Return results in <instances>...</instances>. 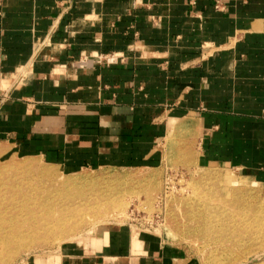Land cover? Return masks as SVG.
I'll use <instances>...</instances> for the list:
<instances>
[{
	"label": "crops",
	"instance_id": "0c3cea01",
	"mask_svg": "<svg viewBox=\"0 0 264 264\" xmlns=\"http://www.w3.org/2000/svg\"><path fill=\"white\" fill-rule=\"evenodd\" d=\"M183 121L203 163L264 185V0H0V146L71 173L156 167ZM59 254L194 264L124 226Z\"/></svg>",
	"mask_w": 264,
	"mask_h": 264
},
{
	"label": "rangeland",
	"instance_id": "374dc122",
	"mask_svg": "<svg viewBox=\"0 0 264 264\" xmlns=\"http://www.w3.org/2000/svg\"><path fill=\"white\" fill-rule=\"evenodd\" d=\"M191 129L160 145L162 161L156 167L86 168L71 173L48 157L1 145L0 199L3 197L5 207L0 200V228L5 227L15 237L10 238L14 244L6 246L5 231L1 232L0 264H54L55 259H61L62 247L83 237L101 235L113 226L129 227L137 236H154L181 246L194 264H264V185L238 168L203 163L199 158L198 132ZM242 176L249 178L251 186L231 185V181ZM22 201L29 208L25 209ZM17 206L31 212L9 213L8 209L16 210ZM66 209L71 213L65 215ZM72 210H83L86 219L78 221L80 216ZM10 214L21 216L14 220L19 223L16 225L21 236H17L18 230L8 228ZM42 218L46 222L54 218L55 228L33 229L35 222L42 223ZM20 240L22 244L18 246Z\"/></svg>",
	"mask_w": 264,
	"mask_h": 264
},
{
	"label": "bare ground",
	"instance_id": "6f19581e",
	"mask_svg": "<svg viewBox=\"0 0 264 264\" xmlns=\"http://www.w3.org/2000/svg\"><path fill=\"white\" fill-rule=\"evenodd\" d=\"M194 125L190 122V121H183V122H181L178 126H177V128H178V130H183V131H185V130H188L189 128L191 129L192 127H193ZM172 131H174V129L172 130ZM171 135V134H170ZM169 136V135H168ZM169 139H171L170 141L172 142L173 140H172V138L170 137V138H168V140ZM170 142V143H171ZM43 170V169H42ZM212 170H214V169H212ZM215 171V170H214ZM213 171V172H214ZM18 172V171H17ZM203 172V171H202ZM206 172V171H205ZM208 172V174H209V171H207ZM212 172V171H211ZM44 174V173H43ZM36 176V175H35ZM2 177V176H1ZM18 177V176H17ZM17 177H15V178H17ZM37 178V177H36ZM82 178V177H81ZM86 179L87 177L86 176H84L83 177V179ZM4 179H5V177H4ZM3 179V180H4ZM9 179V178H8ZM82 179V180H83ZM227 179H228V177H227ZM249 178H244L243 176L242 177H240L239 179H237V180H233V181H231V185H233V186H236V187H241V188H244V187H249V185L251 186V182L248 180ZM10 180V179H9ZM8 180V181H9ZM11 180H13V179H11ZM16 180V179H15ZM19 180V179H18ZM7 181V182H8ZM14 181V180H13ZM21 181H23V180H21ZM35 182V181H34ZM253 182V181H252ZM2 183H3V181H2ZM1 183V184H2ZM14 183V182H13ZM18 183V182H17ZM26 183V182H25ZM24 183V184H25ZM33 183V182H32ZM38 183H40V182H38ZM14 184H16V182L14 183ZM37 184V183H36ZM19 185H20V183H19ZM43 185V184H42ZM50 185V184H49ZM48 184H47V186H49ZM59 185V184H58ZM7 185H6V183H5V186L4 187H6ZM12 186V185H11ZM25 186V185H24ZM31 186H33V185H31ZM38 186V185H37ZM62 186V185H61ZM13 187H14V185H13ZM23 187V186H22ZM39 187V186H38ZM53 186H51V188H52ZM232 187V186H231ZM24 188H26V190H27V186L26 187H24ZM31 188V187H30ZM8 189V188H7ZM48 189V188H47ZM46 189V190H47ZM3 190V189H2ZM13 190V189H12ZM12 190H11V192H12ZM14 190H15V188H14ZM13 190V191H14ZM19 190V189H18ZM25 190V191H26ZM30 190V189H29ZM38 190V189H37ZM51 190H53V189H51ZM21 191V190H20ZM24 191V190H23ZM43 191H45V190H43ZM5 192V191H4ZM7 193L9 192V191H6ZM29 192V191H28ZM47 192V191H46ZM21 193V192H20ZM19 193V194H20ZM24 193V192H23ZM26 193H27V191H26ZM34 193V192H33ZM42 193V192H41ZM45 193V192H44ZM10 194V193H9ZM32 194V193H31ZM46 194V193H45ZM2 195V194H1ZM4 195V194H3ZM13 195V194H12ZM21 195V194H20ZM33 195V194H32ZM41 195V194H40ZM22 196V195H21ZM24 196H27V197H25V198H28V194L27 195H24ZM37 196V195H36ZM45 196V195H44ZM17 196H15L14 198H16ZM34 197V196H33ZM38 197V196H37ZM4 198H5V196H4ZM7 198V197H6ZM5 198V199H6ZM18 198V197H17ZM22 198V197H21ZM25 198H23V200L25 199ZM41 198V197H40ZM57 198V197H56ZM11 199H12V197H11ZM10 199V200H11ZM31 199V198H30ZM38 199V198H37ZM36 199V200H37ZM67 199H68V197H67ZM70 199V198H69ZM1 200V199H0ZM4 199H3V197H2V200H1V202L3 201ZM15 201H16V203H19V202H17L18 200H16V199H14ZM27 200H29V199H27ZM39 200V199H38ZM42 200V199H41ZM71 200V199H70ZM13 201V200H12ZM11 201V202H12ZM30 201V200H29ZM55 201V200H54ZM14 202V201H13ZM23 202V201H22ZM28 202V201H27ZM38 202V201H37ZM60 202V201H59ZM10 203V202H9ZM24 203V202H23ZM30 203V202H29ZM28 203V204H29ZM31 203H33L32 201H31ZM36 203V202H35ZM34 203V204H35ZM39 204H40V202H39ZM58 204V203H57ZM95 204V203H94ZM103 204V203H102ZM101 204V205H102ZM2 205H4L3 204V202H2ZM15 207H16V205H15V203L13 204ZM24 205V206H23ZM31 205V204H30ZM36 205V204H35ZM35 205H33V206H35ZM53 205V204H52ZM110 205V204H109ZM7 206H9V205H7ZM6 206V207H7ZM12 206V205H11ZM22 206L26 209V207H27V205H26V202L24 203V204H22ZM22 206H20V207H18L16 210L15 209H13V210H11V208L10 209H8V210H10L11 212H9V213H13L12 211H14V213L16 214L17 212L19 213V212H22V214L23 215H25L24 214V212L26 211ZM46 206V205H45ZM2 207V206H1ZM4 207H5V205H4ZM40 207V206H39ZM101 207V206H100ZM14 208V207H13ZM27 208H29V207H27ZM40 208H42V206L40 207ZM44 208V207H43ZM46 208V207H45ZM86 209H89V208H87V207H85ZM3 209V208H2ZM6 209V210H7ZM34 209V208H33ZM36 209H38V208H36ZM5 210V211H6ZM57 210H58V208H57ZM4 211V212H5ZM27 211L28 212H31V211H29L28 209H27ZM26 211V212H27ZM38 211V210H37ZM59 211H60V209H59ZM69 211V212H68ZM73 211V213L75 214L76 213V215H79L80 216V218L78 219V221H83V220H85L86 219V217L84 216V214H83V210H72ZM0 212H2V211H0ZM25 212V213H26ZM44 212V211H43ZM43 212H41V213H43ZM49 212H52V210L50 211L49 210ZM58 212V211H57ZM62 212V211H61ZM82 212V213H81ZM94 212V211H93ZM99 212V211H98ZM38 213H39V216H41V214H40V210L38 211ZM46 213V212H45ZM64 213H65V215L66 214H68V213H71V210L70 209H66V210H64ZM64 213H63V215H64ZM1 214V213H0ZM7 214V213H6ZM5 213H4V215H6ZM33 214H35V213H33ZM49 214V213H48ZM80 214H83V215H80ZM89 214V213H88ZM11 215V214H10ZM20 215V214H19ZM22 215V216H23ZM28 215V214H27ZM30 215H31V213H30ZM47 215V214H46ZM8 216V214L6 215V217ZM37 216V215H36ZM36 216L34 215V218L33 219H36ZM50 216V215H49ZM71 216V215H70ZM4 217V216H3ZM19 217L21 218V216H18L17 215V217L15 218V216L13 217L12 215H11V218L9 219L10 221H8L9 222V224L7 225L8 226V228H9V226H11V227H13V228H10V230H18V234H17V236H21L20 235V233H21V229L19 230V226H17L18 224L17 223H15L14 222V220H17V219H19ZM88 217V216H87ZM2 217H0V219H1ZM47 218H48V216H47ZM89 218V217H88ZM93 218V217H92ZM24 219V218H23ZM27 219V218H26ZM25 219V220H26ZM29 219V218H28ZM33 219H31V221L33 220ZM38 219V218H37ZM46 219V218H45ZM45 219H43L42 218V223L39 225H37V223L35 222V224H34V226L32 227L33 229L34 228H36V230L38 229V228H40V229H42V230H48V229H54L55 228V222H54V218H52V221L51 222H49L48 220V222H46V220ZM4 220V219H3ZM56 220V219H55ZM6 220H4V222H5ZM19 221V220H18ZM17 221V222H18ZM34 221H36V220H34ZM75 221V220H74ZM77 221V220H76ZM0 222H2L1 220H0ZM25 222V221H24ZM27 222V221H26ZM40 222V221H39ZM77 223V222H76ZM4 224V223H3ZM7 224V223H6ZM17 224V225H16ZM22 224V223H21ZM25 224V223H24ZM24 224H23V226H24ZM27 226V225H26ZM32 226V225H31ZM2 227H3V225H2ZM72 227V226H71ZM29 228V227H28ZM75 228V227H74ZM5 229V227L4 228H0V234H2L1 232L3 231ZM26 229V228H25ZM7 230V229H6ZM31 230V229H30ZM93 230V229H92ZM95 230V229H94ZM5 231V230H4ZM27 231V230H26ZM31 231H33V230H31ZM75 231V230H74ZM30 232V231H29ZM28 232V233H29ZM24 233V232H23ZM32 233V232H31ZM3 239L5 240L4 242H3V244H5L6 246H9L8 244H11L12 242H11V240H10V238H13V237H15L14 236V234L12 233H10V235H9V232H7V231H5V232H3ZM40 234V233H39ZM38 234V235H39ZM48 234V233H47ZM100 234V233H99ZM37 235V234H36ZM36 235H35V237H36ZM37 235V236H38ZM40 235H42V234H40ZM51 235H52V233H51ZM50 235V236H51ZM56 235V234H55ZM54 235V236H55ZM98 235V234H97ZM13 236V237H12ZM22 236H24V235H22ZM25 236H27V235H25ZM30 236V235H29ZM53 236V235H52ZM9 238V239H8ZM25 238V237H24ZM29 238H31V237H29ZM33 238V237H32ZM54 238V237H53ZM33 239H35V238H33ZM33 239H31V240H33ZM47 239V238H46ZM2 240V239H1ZM28 240V239H27ZM44 240V239H43ZM17 242H18V240H16ZM26 241V240H25ZM38 241V240H37ZM42 241V240H41ZM11 242V243H10ZM20 242H21V240L19 241V243H18V246H19V244H20ZM33 242V241H32ZM47 242V241H46ZM27 243V242H26ZM28 243H30V241L28 242ZM14 244V243H13ZM13 244H11V245H13ZM21 244H22V242H21ZM34 244H35V242H34ZM10 245V246H11ZM24 245V244H23ZM27 245H29V244H27ZM26 245V246H27ZM29 247V246H28ZM4 248H7V247H4ZM2 249V248H1ZM4 250V249H3ZM6 250H8V249H6ZM6 252V251H5ZM4 252V253H5ZM1 255H2V252H1ZM0 255V256H1Z\"/></svg>",
	"mask_w": 264,
	"mask_h": 264
}]
</instances>
